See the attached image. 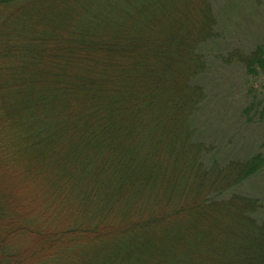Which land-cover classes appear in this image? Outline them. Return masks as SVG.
Returning a JSON list of instances; mask_svg holds the SVG:
<instances>
[{"label":"trees","instance_id":"1","mask_svg":"<svg viewBox=\"0 0 264 264\" xmlns=\"http://www.w3.org/2000/svg\"><path fill=\"white\" fill-rule=\"evenodd\" d=\"M217 35L210 0H0V165L38 171L0 191V264H264L236 191L264 154L209 160L196 132Z\"/></svg>","mask_w":264,"mask_h":264},{"label":"rangeland","instance_id":"2","mask_svg":"<svg viewBox=\"0 0 264 264\" xmlns=\"http://www.w3.org/2000/svg\"><path fill=\"white\" fill-rule=\"evenodd\" d=\"M210 1L217 19L218 35L210 48L209 72L201 78L207 97L196 118V132L209 149L204 157L223 163L229 159L247 158L257 152L264 154V72L257 75L247 73L244 63L230 55L233 51L248 54L255 47L264 50V0ZM30 161L25 156L15 168L0 165V191L4 199L6 192L12 190L16 195H23L28 187L35 186L32 181L38 182V171L33 175L34 179H29ZM32 161L35 162L36 158ZM52 167L57 171L55 162ZM26 174L28 180L19 186L18 180ZM11 176L18 179L12 177L8 181ZM236 191L259 198L264 204V167ZM257 218L264 219V207L257 213ZM18 242L19 245L22 243ZM84 250L82 256L78 255L83 263L89 259L90 264H96L95 259L102 257L100 249ZM33 258L32 264H38L36 257Z\"/></svg>","mask_w":264,"mask_h":264}]
</instances>
